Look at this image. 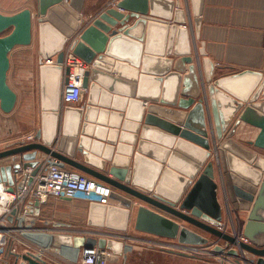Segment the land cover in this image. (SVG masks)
<instances>
[{"label": "water", "instance_id": "obj_1", "mask_svg": "<svg viewBox=\"0 0 264 264\" xmlns=\"http://www.w3.org/2000/svg\"><path fill=\"white\" fill-rule=\"evenodd\" d=\"M84 5L85 0H35V12L30 8L13 14L0 12V110L10 113L15 107L17 94L7 82L9 54L16 46L32 43L35 18L38 64L45 75L61 72L67 42L72 54L90 65L83 73L77 101L88 92L85 121L90 109L98 111L100 104H92L91 99L97 91L132 101L140 96L139 76L151 82L142 97L146 107L136 122L131 118L124 122L123 127L133 126L130 147L121 145L123 132L128 141L127 129L121 130L118 141V129L111 130L105 140V127L87 128L86 123L80 129L78 121L74 127L73 113L80 116L85 105L71 104L63 119L64 127H70L65 129L68 137L56 139L57 148L49 145L52 136L38 130L34 142L0 151V160L22 155L26 164L34 165L37 156L44 153L98 180L105 186L107 199L116 204L90 201L89 226L126 232L133 210L136 231L173 239L179 245L211 247L212 254L232 257L235 264H264V73L245 69L213 77L212 63L203 72L207 67L200 59L205 55L204 44L192 54L189 30L182 27L190 25V18L181 0H118L90 21L81 18ZM170 19L172 23L165 31ZM138 49L135 61L124 56L127 51L134 55ZM153 50L160 53H150ZM53 57L54 65L45 63ZM68 73L66 67L64 84ZM128 115L133 117L130 112ZM47 120L52 122V118ZM101 121L104 117L100 111L98 124ZM242 123L258 130L253 140H233ZM116 124L110 120V127L117 128ZM80 130L82 135L77 139ZM1 181L10 185L9 191L13 189L10 165L0 166ZM219 188L231 233L221 229L224 221ZM230 205L247 212L242 230L236 227ZM33 237L60 248L58 253L64 257L68 250L77 253L82 247L95 245L117 256L123 254L124 242L112 237ZM130 239L124 236V240ZM168 251L196 258L182 251ZM246 253L253 258L248 259ZM23 258L28 264H43Z\"/></svg>", "mask_w": 264, "mask_h": 264}, {"label": "crops", "instance_id": "obj_2", "mask_svg": "<svg viewBox=\"0 0 264 264\" xmlns=\"http://www.w3.org/2000/svg\"><path fill=\"white\" fill-rule=\"evenodd\" d=\"M111 1L112 0H85L84 11L81 18L86 21H90L105 7L112 6L113 4ZM16 6L15 11L8 9L7 7L0 8V12L3 14H13L24 8H30L33 12H35V0H18ZM181 6L186 10L188 19L190 18V25L185 24L182 25V27L185 26L189 30L192 54L197 53L201 44H204L205 55L200 56V59H204L207 62V67L203 69V72L207 70L208 64L210 65L212 63L214 68L213 77L236 73L245 69L261 71L264 73V0H181ZM195 19L197 20L196 23ZM171 23L172 20L170 19L166 25L165 31L168 30L167 27L170 26ZM32 34V43L30 45L16 46L9 54V86L16 92L18 101L19 95L21 94V89L17 86L19 69H24L25 66L27 75L30 71H32L33 80L31 83L27 84L26 101L36 103L37 108L35 110H31V113L27 109L25 117L33 120L31 121V124L35 123V126L33 125L29 128L34 129V135H36L38 130H41L43 131L44 136H52V142L49 145L53 146L54 144L52 143H55L56 139L61 140L63 137H68V132L65 129L70 128L66 126L64 127L63 119L65 117V109L71 105H64L61 101V92L64 84L63 79L65 76L64 69L67 66L66 63H64L62 65L61 72L56 70L54 84H56L58 88V97H55L56 95L54 96L53 94L48 93L47 74L45 75L43 73L38 64L39 36L37 21L35 18L33 20ZM158 48H161V41L159 42ZM67 49H69V42H67L64 46V51ZM139 50L140 49H138L134 55L131 52L129 54V51L123 55L128 56V59L135 61L137 58L136 55L139 54ZM150 53L156 54L160 52L153 50L150 51ZM51 59L52 62L48 63L54 65L55 57ZM89 67L90 65H87L86 69ZM137 84V94L140 96L136 97L132 101H130V99L124 100L122 97L118 98L102 90L97 91L93 94L94 99H91L93 100L92 104H94V101H96L95 105H97V103L100 104L98 106V111L90 109L88 111V118L86 121L84 117L87 111L86 106H88L89 98L88 92L85 91L81 101L73 104L74 107H79L83 104L85 105L80 116L77 115V113H73V126L75 127L78 121L80 129L82 128V125L86 123H88L87 128L91 127L92 129H96L97 125L105 127L104 129H106V131L102 134V137L105 138V140H107L111 135L109 133L111 130L114 131V129H118V141L120 139V133H122L121 130L127 129L128 141L124 139L123 132V142H121V145L122 148H127V146L130 147L129 143H131V141H129V138H131L132 133H134L132 132L133 126L132 128L131 126L129 128L123 127L124 122L125 120H130V118L134 123L136 122L141 109L146 107L147 101L145 99L142 100V97L146 94L147 88L150 86L151 82L146 80L145 76H139ZM51 96H53V99L50 104H48V97ZM17 101L15 106L17 105ZM142 103H144V106H142ZM89 106L91 107V105ZM100 111L104 117V121H101L100 124H98ZM128 112H130V115L133 117H130ZM120 113L122 117H120ZM7 114L12 116L14 111L12 110L10 113H4L0 110V116H7ZM21 116L20 118H22ZM112 116L115 119H110ZM53 117L55 118V121L53 120ZM50 118H52V122L47 120ZM110 120L111 122H115V124L117 123L116 125H118V127H110ZM241 125H244L245 127L243 126V128L239 127L237 129L233 140L236 142H239L240 139L253 140L258 130L248 126L247 124L242 123ZM64 134L65 136H63ZM80 135H82L81 130L77 134V139H79ZM40 141L44 140L42 139ZM122 155H127V153H122ZM212 159L213 157L211 160ZM67 167L72 168L70 166ZM215 181H218L216 170ZM217 193L218 200L223 207V227L226 231H232L230 225L227 223L228 217L225 213L220 188ZM88 203L89 201L83 199L50 197L47 203L41 207L42 218L47 219V221H42L40 224L53 229H66V227H71L70 229H74L75 231V236L94 238L114 236L112 238L117 237L116 240L119 236H130V240H138L142 244L149 246L151 251L155 252L153 255L155 258L154 264H235L232 257L222 259L219 255L209 254L207 252H203L202 250L195 255L196 258L185 257L169 252L168 250L189 252L191 248H189L190 246H186L184 244L179 245L173 239L157 237L136 231L133 228V221L135 218V211L133 210H131L130 216V223L132 222L131 225L133 228V233H131V235L127 233H119L121 231L106 229L105 227L89 226L87 224ZM107 203L116 204L115 202H111L109 200ZM140 204V202H136L135 205ZM230 207L236 227H239V229L242 230L243 224L246 221L247 212L236 210L235 208L233 209V206L231 205ZM131 225H129V227ZM190 229L194 231L196 230L199 234L205 237H209L203 231L192 227ZM63 231L65 232L67 230ZM67 233L65 232L66 235ZM198 249H205L209 251L211 248L199 247ZM79 254L80 252L77 255L74 253L76 257H78ZM245 255L248 259L253 258V256L249 253H246ZM240 264L245 263L241 262Z\"/></svg>", "mask_w": 264, "mask_h": 264}, {"label": "built area", "instance_id": "obj_3", "mask_svg": "<svg viewBox=\"0 0 264 264\" xmlns=\"http://www.w3.org/2000/svg\"><path fill=\"white\" fill-rule=\"evenodd\" d=\"M117 1L112 0L111 3L114 5ZM49 61L52 62L48 60L45 63ZM64 63L69 67V73L67 83L62 87L61 101L64 105H71L79 100L87 64L74 56L69 49L65 51ZM34 141L35 135L31 132L24 136L21 145ZM6 160V164L12 167L13 189L9 191L10 185L4 181L0 182V260L1 256L5 255L12 257V264H28L24 256L43 264H107L117 256L108 249L95 245L80 248L78 257L74 255V250H68V256L64 257L58 253L60 248L45 245L43 241L33 237L34 234L74 237V229H53L40 224L47 221L41 215L42 205L46 204L50 197L107 203L105 186L83 172L68 168L48 154L40 153L34 165L26 164L22 155L10 156ZM15 164L18 166L14 167ZM221 229L225 231L223 226ZM63 230H67V235ZM240 239L247 242L242 237ZM189 248V252H183L196 255L202 250L212 254L211 250H199L198 246Z\"/></svg>", "mask_w": 264, "mask_h": 264}, {"label": "rangeland", "instance_id": "obj_4", "mask_svg": "<svg viewBox=\"0 0 264 264\" xmlns=\"http://www.w3.org/2000/svg\"><path fill=\"white\" fill-rule=\"evenodd\" d=\"M17 1L18 0H0V8L8 7V9H12L13 11H15L17 7L16 6ZM32 80H33L32 71H30V73L27 75L25 71V66L24 69H19L17 86L19 89H21V94L19 95L17 105L13 109L14 114L12 116H10L9 114L3 117L0 116V151H4L21 145L24 136L27 135L28 133L34 132V129H29V128H31L33 125L35 126V123L31 124V121L33 120L31 118L27 119L25 117L27 109L31 113V110H35L37 108L36 103L26 101L27 84L31 83ZM7 82L8 84L10 82L9 76L7 78ZM20 116L22 118H20ZM243 126L244 125H240L241 128H243ZM52 144H54L55 147L58 146V144L55 143ZM76 157L80 158L79 156ZM6 159L7 158L0 160V166L7 165L6 161L8 160ZM131 224L132 222L130 223V225ZM70 228L71 227H66V229H70ZM227 232L231 233L232 231L228 230ZM119 233H127L131 235V233H133L132 225L128 228L126 232H119ZM124 236L125 235L119 236L117 239V241L124 242L123 254L121 256L119 255L116 256L115 258H113V260L109 261L107 264H154L155 258L153 257V255L155 254V252L151 251L150 250L151 248H149V246L142 244L141 242L135 239L124 240ZM0 264H12V257L9 258L8 256L5 255L1 256Z\"/></svg>", "mask_w": 264, "mask_h": 264}, {"label": "bare ground", "instance_id": "obj_5", "mask_svg": "<svg viewBox=\"0 0 264 264\" xmlns=\"http://www.w3.org/2000/svg\"><path fill=\"white\" fill-rule=\"evenodd\" d=\"M117 52L123 53L119 48H117ZM49 62H51V61H49ZM46 64H50V63H46ZM54 76H56V71H51V72L49 71L47 73V82H48L47 91L55 96L54 91H55L56 86L54 85ZM52 99H53V96L48 97V100H47L48 104H50Z\"/></svg>", "mask_w": 264, "mask_h": 264}]
</instances>
